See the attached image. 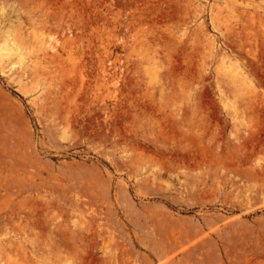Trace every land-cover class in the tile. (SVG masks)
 <instances>
[{"label": "rangeland", "instance_id": "1", "mask_svg": "<svg viewBox=\"0 0 264 264\" xmlns=\"http://www.w3.org/2000/svg\"><path fill=\"white\" fill-rule=\"evenodd\" d=\"M129 1L0 0V264H264V0Z\"/></svg>", "mask_w": 264, "mask_h": 264}, {"label": "bare ground", "instance_id": "2", "mask_svg": "<svg viewBox=\"0 0 264 264\" xmlns=\"http://www.w3.org/2000/svg\"><path fill=\"white\" fill-rule=\"evenodd\" d=\"M61 1V0H60ZM131 1V0H130ZM129 1V2H130ZM137 1V0H136ZM148 1V0H147ZM159 1V0H158ZM161 1V0H160ZM160 1L158 2V3H160ZM168 1H173V0H167V2ZM235 1L236 0H231V2L233 3V5H236L237 3H235ZM247 1V0H246ZM75 2V1H74ZM129 2H127V3H129ZM135 2V1H134ZM144 2V1H143ZM150 2H152V1H150ZM175 2V1H174ZM225 2V1H224ZM227 2H229V0L227 1ZM231 2H230V4H231ZM250 2H251V0H250ZM249 2V3H250ZM122 3V2H121ZM125 3V2H124ZM123 3V4H124ZM131 3H133V0H132V2H130V4H127V5H131ZM168 3H170V2H168ZM185 3V2H184ZM122 4V5H123ZM135 4V3H134ZM151 4V3H150ZM155 4H157L156 2H155ZM165 4V3H164ZM175 4H178V3H175ZM190 4V3H189ZM188 4V5H189ZM99 5H100V3H99ZM121 4H120V7H119V5H118V8H121V6H122ZM127 5L125 6V4L123 5L124 7H126L127 8ZM139 5V4H138ZM143 5V4H142ZM152 5H153V3H152ZM158 5V4H157ZM156 5V8L158 7ZM166 5V4H165ZM238 5H241L242 6V4H239L238 3ZM123 6H122V8H123ZM146 5H145V3H144V6H142V7H145ZM184 6V5H183ZM241 6H239V7H241ZM248 6V5H247ZM141 6H140V9H143L144 10V8H142ZM232 7V6H231ZM245 7H246V3H245ZM121 8V9H122ZM159 8V7H158ZM162 8V7H161ZM178 8V7H177ZM179 8H181V9H183L182 7H179ZM186 8H188V6L186 7ZM217 8V7H216ZM215 8V9H216ZM247 8V7H246ZM250 8V7H249ZM255 8V7H254ZM254 8H253V10H254ZM149 9H150V7H149ZM256 9V8H255ZM123 10H125V9H123ZM139 10V9H138ZM177 10H180V9H177ZM131 10H129V12H130ZM164 11H168V10H164ZM240 11V10H239ZM246 11V10H245ZM99 12V11H98ZM122 12V11H121ZM124 12V11H123ZM238 12V11H237ZM126 14L128 13L127 11L125 12ZM173 13V12H172ZM215 13V12H214ZM217 13V12H216ZM248 13H250V12H248ZM103 14V13H102ZM154 14V13H153ZM237 14V13H236ZM239 14V13H238ZM122 15V14H121ZM144 15V14H143ZM164 15V14H163ZM161 16V14H160V16H158V18H162V19H166V18H164V16ZM212 15H214V14H212ZM218 14H216V16H217ZM255 15V14H254ZM99 16V15H98ZM120 16V15H119ZM123 16H124V14H123ZM122 16V17H123ZM253 16V15H252ZM101 17V16H100ZM167 17V16H166ZM209 17H212L211 15L209 16ZM219 17V16H218ZM256 17V16H255ZM254 17V18H255ZM138 18V17H137ZM215 18V17H214ZM224 18V17H223ZM240 18V17H239ZM258 18V17H257ZM102 19V18H101ZM120 19V18H119ZM124 17H123V21H124ZM167 19H168V17H167ZM171 19V18H170ZM170 19H169V21H170ZM216 19V18H215ZM226 18H224L223 19V21L225 20ZM245 19V18H244ZM256 19V18H255ZM136 21H138V24L140 23L142 26L143 25H148V20H147V22L146 21H143L142 19V21L143 22H139L140 20L138 19H135ZM151 20V19H150ZM216 20H219V19H216ZM221 20V19H220ZM134 21V20H133ZM136 21H134V22H136ZM166 21V20H165ZM164 21V22H165ZM222 21V20H221ZM222 21V22H223ZM263 21V20H262ZM100 22V21H99ZM126 22V21H125ZM144 22H146V23H144ZM162 22V21H161ZM212 22V21H211ZM215 22H217V21H215ZM2 23V22H1ZM143 23V24H142ZM149 23H151V22H149ZM227 23H228V21H227ZM230 23V22H229ZM21 24V23H20ZM50 24V23H49ZM139 24V25H140ZM152 24V23H151ZM216 24V23H215ZM218 24V23H217ZM232 24V23H231ZM258 24V23H257ZM134 25V24H133ZM140 25V26H141ZM160 25V24H159ZM224 25V24H223ZM238 25H240V24H238ZM237 25V26H238ZM15 26V25H14ZM123 26V25H122ZM152 26V25H151ZM222 26V25H221ZM236 26V27H237ZM251 26V25H250ZM17 27V26H16ZM35 27V26H34ZM57 27V26H56ZM128 27V26H127ZM139 27V26H138ZM226 27V26H225ZM232 27V26H231ZM230 27V28H231ZM235 27V28H236ZM243 27H244V25H243ZM242 27V25H241V28H243ZM9 28V27H8ZM20 28H21V25H20ZM49 28V27H48ZM142 28V27H141ZM222 28V27H221ZM11 29V28H10ZM128 29V28H127ZM226 29V28H225ZM244 29V28H243ZM34 29L32 28V31H33ZM13 32L12 30H9L8 32ZM143 31V30H142ZM141 31V32H142ZM224 31H226V30H224ZM228 31V30H227ZM236 31V30H235ZM252 31V30H251ZM7 31L5 32V33H1V35H0V65L3 63V62H8V63H12V60L13 59H18V58H21L22 57V55H23V52H24V49H26L24 46V42L23 41H21V39H20V37H19V35L18 34H12L11 32V34L10 33H8ZM39 32V31H38ZM61 32V31H60ZM128 32V31H127ZM153 32V31H152ZM240 32H242V30L240 31ZM16 33V32H15ZM223 33H225V32H223ZM237 33H238V31H237ZM140 34H142V33H140ZM153 34H155V33H153ZM229 34V33H228ZM245 34V33H244ZM244 34L243 35H239V36H244ZM65 35V34H64ZM122 35V34H121ZM61 36V35H60ZM230 36V35H229ZM254 36V35H253ZM257 36V35H256ZM128 37H129V35H128ZM231 37H233V36H231ZM234 37H236V36H234ZM130 38V37H129ZM129 38H127V39H129ZM237 38V37H236ZM121 39V38H120ZM123 39V38H122ZM121 39V40H122ZM151 39V38H150ZM226 39H227V36H226ZM238 39H240V37L238 38ZM245 39H246V37H245ZM258 39V38H257ZM117 40L119 41V39L117 38ZM237 40V39H236ZM129 41L131 42L132 40L131 39H129ZM160 41V40H159ZM159 41H157V43H161V41L163 42V40L161 39V41L159 42ZM232 41V40H231ZM156 43V42H155ZM156 43V44H157ZM249 43V42H248ZM49 44V43H48ZM133 44V43H132ZM131 44V45H132ZM244 44V41H243V43H242V45ZM29 45V44H28ZM235 45V44H234ZM233 45V46H234ZM238 45V44H237ZM242 45H240L241 46V48L242 49H244L243 47H242ZM128 46V45H127ZM130 46V45H129ZM141 46V45H140ZM243 46H245V45H243ZM31 47V46H30ZM144 47V46H143ZM152 47V46H151ZM230 47L232 48V46H231V44H230ZM235 47V46H234ZM247 47V46H246ZM249 47V46H248ZM52 49V48H51ZM204 50H205V48H204ZM161 51V50H160ZM93 53V52H92ZM43 54H45V53H43ZM100 54V53H99ZM160 54H162V52H160ZM163 56V55H162ZM138 57V56H137ZM126 58V57H125ZM138 59V58H137ZM162 59V58H161ZM17 62V61H16ZM15 62V63H16ZM126 62H128V61H126ZM6 64V63H5ZM5 64H4V66H5ZM7 65V64H6ZM13 65V64H12ZM19 65V64H18ZM127 65V64H126ZM125 65V66H126ZM2 66V65H1ZM149 67H150V65H149ZM23 68V67H22ZM143 67L141 66V69H142ZM158 68V67H157ZM1 69H2V67H1ZM5 69V68H4ZM3 69V70H4ZM130 69V68H129ZM120 70H123V68H121ZM133 70H134V67H133ZM129 71V70H128ZM142 71V70H141ZM123 72V71H122ZM140 72V71H139ZM132 73H133V71H132ZM140 73H142V72H140ZM128 74V73H127ZM134 75V74H133ZM242 77V76H241ZM87 78V77H86ZM245 78V77H244ZM133 79V78H132ZM131 79V80H132ZM134 79H135V77H134ZM137 79V78H136ZM143 80V79H142ZM130 81V80H129ZM134 81V80H133ZM140 81V80H139ZM136 82H138V80L136 81L135 80V83L134 84H136ZM133 84V83H132ZM132 84H130V85H132ZM133 84V85H134ZM127 85V84H126ZM129 85V86H130ZM138 85V84H137ZM140 85H142V84H139V86ZM125 88H127V87H125ZM137 88V87H136ZM141 88V87H140ZM139 89V88H138ZM127 90H129V89H127ZM140 91V90H139ZM68 95V94H67ZM134 96V95H133ZM131 97H132V95H131ZM141 98V97H140ZM144 99H146V98H144ZM124 101V100H123ZM145 101V100H144ZM125 102V101H124ZM126 103V102H125ZM46 106H48V105H46ZM46 110H49V109H47L46 108ZM81 110V109H80ZM69 111V110H68ZM48 112H50V111H48ZM58 112V111H57ZM62 111H60V113H61ZM62 114H63V112H62ZM65 114V113H64ZM61 114H59V116H60ZM61 117V116H60ZM59 117V118H60ZM62 119H63V117H62ZM62 119H60L61 121H59V122H62ZM69 120V119H68ZM65 122V121H64ZM65 124H67V123H65ZM64 123L62 124V125H65ZM68 124H70V122H68ZM66 126H69V125H66ZM71 126V125H70ZM69 128V127H68ZM64 130V129H63ZM65 131H62V133H64ZM67 133V132H66Z\"/></svg>", "mask_w": 264, "mask_h": 264}]
</instances>
